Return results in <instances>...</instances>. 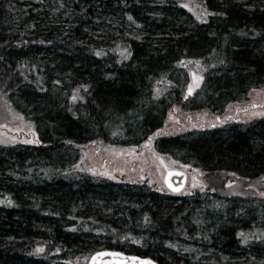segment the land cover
<instances>
[{"label":"trees","instance_id":"1","mask_svg":"<svg viewBox=\"0 0 264 264\" xmlns=\"http://www.w3.org/2000/svg\"><path fill=\"white\" fill-rule=\"evenodd\" d=\"M262 90L264 0H0V109L39 140L0 143V264H86L102 249L264 264V113L231 115ZM175 107L214 128L166 129ZM97 141L148 142L151 159L201 171V188L92 174L82 149Z\"/></svg>","mask_w":264,"mask_h":264},{"label":"rangeland","instance_id":"2","mask_svg":"<svg viewBox=\"0 0 264 264\" xmlns=\"http://www.w3.org/2000/svg\"><path fill=\"white\" fill-rule=\"evenodd\" d=\"M187 67L190 70L188 64ZM197 73L199 75L196 76L201 77L198 71ZM188 74L189 79L183 92L184 96L193 95L202 82V80H194L192 74ZM197 83L199 84L198 87L196 86ZM190 85L192 86L191 93H189L188 90ZM256 93L255 95L258 97L252 96L248 101L239 104L235 111H238V113L241 112L242 114L243 110L248 107L251 108L259 106L258 104L264 103V90L259 92L260 95ZM2 110H4V112ZM2 110L0 109V143L8 141V144H15L31 140H27L28 138L26 139V137L32 135L33 133L36 134L33 124L9 108ZM257 111L261 110L252 109L247 111L245 114L249 115V112ZM262 112L264 113L263 110ZM195 113L199 114L200 112ZM231 113V115H234V111H231ZM204 117H208L206 119L213 121L211 117L202 114H184L179 107H175L170 115V120L168 121L169 124L165 126V128L168 130H177L183 126V123H188V125H190L188 121L191 120L190 118L201 119ZM201 121L207 125L206 120ZM132 149H134V151H132ZM152 154L153 152H150L148 143L146 145V142L142 143V145L138 147H129L111 145L103 141H97L83 147L81 168L92 174L104 176L116 181L147 180L157 187H165L163 178L168 169H180L188 175V184L183 192H195L201 188L199 183L203 177L201 171L191 169L186 164L178 162L177 160L162 154H160V156L155 160L151 159L153 156ZM159 158H163V163H161ZM193 177H196L195 182L193 181ZM194 183L195 186H193Z\"/></svg>","mask_w":264,"mask_h":264},{"label":"water","instance_id":"3","mask_svg":"<svg viewBox=\"0 0 264 264\" xmlns=\"http://www.w3.org/2000/svg\"><path fill=\"white\" fill-rule=\"evenodd\" d=\"M187 175L184 171L180 169H168L164 175V183L166 187L175 193L180 192L186 187L187 184ZM169 184L172 185V188H169ZM173 188H179V191H173ZM97 253H119L121 255L117 256H98L96 260L93 261V256ZM132 257H136L138 259L133 260ZM142 261H151V264H159L156 260L140 256L137 254H128L124 253L120 250H110V249H103L98 250L90 255L88 258L87 264H141Z\"/></svg>","mask_w":264,"mask_h":264},{"label":"snow or ice","instance_id":"4","mask_svg":"<svg viewBox=\"0 0 264 264\" xmlns=\"http://www.w3.org/2000/svg\"><path fill=\"white\" fill-rule=\"evenodd\" d=\"M185 6H187V5H185ZM129 19H131V17H129ZM197 19H200V17L198 16ZM122 54H123V53H122ZM96 55H102V52L97 51V52H96ZM129 55H130V53H129ZM125 58H127V57L125 56ZM196 63L199 64V61H197ZM192 75H193V79L196 80V81H198V80H202V79H203L202 76H201V77H197L195 73H193ZM196 86L198 87L199 84L197 83ZM84 87H86V86H84ZM188 90H189V93H191V91H192V86H191V85L189 86V89H188ZM72 99H73L74 101L77 99V93H76L75 90H74V93H73ZM81 99H82V97H81ZM114 134H115V133H114ZM158 134H160V130H157V133H156L155 135H158ZM151 140H152V137H149V141H151ZM4 142L7 143L8 141H4ZM26 142H28V143H39V140L26 141ZM147 143H148V142H146V145H147ZM132 151H134V149H132ZM159 159H160L161 163H163V158H159ZM106 174H107V173H106ZM193 181H194V182L196 181V177H193ZM193 186H195V183H194ZM169 188H172V185H171V184H169ZM172 190H173V191H179V188H173ZM261 195H264V193H261ZM3 202H7V203H9V204L12 203L11 200H6V201H3ZM238 235H240L241 237H243L242 240H241V243H247V241H248V237H247L244 233H238ZM136 243H139V241H136ZM42 250H43V249H39V251H42ZM57 250H58V249H57ZM117 255H121V254H119V253H97V254H95V255L93 256V261H95V260H96V257H98V256H117ZM131 259L136 260V259H138V258H136V257H132ZM141 264H151V261H142Z\"/></svg>","mask_w":264,"mask_h":264}]
</instances>
